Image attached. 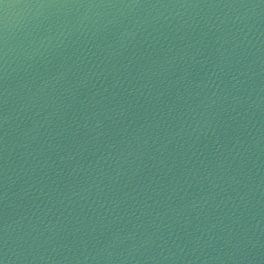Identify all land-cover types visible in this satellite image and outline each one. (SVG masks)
<instances>
[{
	"label": "water",
	"instance_id": "1",
	"mask_svg": "<svg viewBox=\"0 0 264 264\" xmlns=\"http://www.w3.org/2000/svg\"><path fill=\"white\" fill-rule=\"evenodd\" d=\"M0 264H264V0H0Z\"/></svg>",
	"mask_w": 264,
	"mask_h": 264
}]
</instances>
